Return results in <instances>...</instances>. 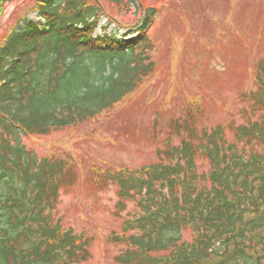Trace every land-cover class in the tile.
<instances>
[{
  "label": "trees",
  "instance_id": "1",
  "mask_svg": "<svg viewBox=\"0 0 264 264\" xmlns=\"http://www.w3.org/2000/svg\"><path fill=\"white\" fill-rule=\"evenodd\" d=\"M13 1L0 0V29ZM133 4L20 0L11 32L0 35V264L91 259L92 239L54 213L84 174L78 155L52 148L40 157L24 139L44 141L111 117L140 92L156 71L155 44L145 33L150 14L133 41L108 40L104 51L90 39V18ZM27 9L50 30L28 22ZM259 70L258 88L243 95L252 109L243 111L241 125L232 119L231 129L209 130L190 117L173 121L182 142L158 151V164L91 169L86 198L118 187L122 226L111 241L126 249L118 263L264 264V62Z\"/></svg>",
  "mask_w": 264,
  "mask_h": 264
},
{
  "label": "rangeland",
  "instance_id": "2",
  "mask_svg": "<svg viewBox=\"0 0 264 264\" xmlns=\"http://www.w3.org/2000/svg\"><path fill=\"white\" fill-rule=\"evenodd\" d=\"M100 1L107 6L106 0ZM169 1L170 8L162 11L164 14L151 30V38L158 44L154 59L159 70L158 77L152 79L151 86L146 89L145 101L150 99L152 103H141L127 117L120 113L113 119L91 120L77 128L71 127L45 137L44 141L32 142L26 138L24 141L28 147L40 157L47 155L52 148L63 151L68 148V152L83 155L87 171L91 166L104 163L139 168L159 162L154 152V143L157 142L152 143L148 138L149 128L151 130V122L154 128L157 127L159 116L156 112H159L161 126L171 114L178 112V97L186 95L187 98L190 95L188 99L192 100L202 96L203 99L198 102H203L208 109L210 121L206 125L210 129L220 122L229 121V113H241L248 108V105L242 104L243 95L256 90L258 65L264 61V0ZM135 2L131 8L110 6L109 10L120 24L132 26L155 5V0ZM18 4L20 0L8 5L1 30L12 23L9 21L10 14ZM30 17L34 22H42L36 14ZM106 24V19L100 21L97 35L118 33L122 36L125 33V30L118 31V27L113 25L103 31ZM171 74L177 78L176 91L167 98L173 80ZM164 99L171 107L160 106ZM118 143L124 144L123 148L112 147ZM114 192L101 193L99 208L94 209H91L94 199L71 193L64 196L60 211L64 212L74 205L84 207L83 214L89 219L81 220L79 214L71 213L68 222L101 225L96 226L98 240H101L112 228L119 229L120 222L108 212L113 209L108 206V198H113ZM93 250L92 259L85 264H114L113 248H106L98 241Z\"/></svg>",
  "mask_w": 264,
  "mask_h": 264
}]
</instances>
